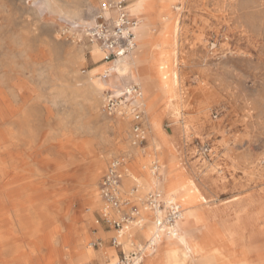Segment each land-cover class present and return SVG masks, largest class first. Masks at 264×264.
<instances>
[{
    "label": "rangeland",
    "instance_id": "374dc122",
    "mask_svg": "<svg viewBox=\"0 0 264 264\" xmlns=\"http://www.w3.org/2000/svg\"><path fill=\"white\" fill-rule=\"evenodd\" d=\"M51 1L61 9L49 8L46 0H0V72L13 70L3 80L5 85L20 78L35 90L30 114L33 143L26 174L40 181L53 182L58 177L54 182H61V187L45 191H62L63 202L55 204L59 207V215L54 219L59 228L56 240L65 232L70 238L61 247L52 244L57 248L56 254L24 251L12 258L1 253L0 264H23L28 258L30 264H109L114 259L118 261L122 250L129 254L137 244L146 246L147 240L136 235L135 248L126 249L122 239V247L115 248L111 244L115 231L102 221L107 211L99 186L114 161L122 163L120 193L125 190L121 198L127 204L139 193L131 167L140 170L144 165L148 173L162 174V182L164 172L159 159L164 157L166 166L172 164L184 180L195 182L208 200L206 211L216 216L219 224L234 223L241 213L253 217L261 210L264 212V0H184L180 12L172 9L178 20L171 61L177 75L174 93L178 98L174 106L179 111L165 114V100L158 94L151 99L156 102L155 108L150 111L147 107L143 81L136 75L141 69L132 68L107 78L104 74L99 76L109 85L96 90L93 105L82 95L84 87L78 89L82 96L76 101L61 95L69 91L55 84L56 78L69 82V45L62 48L66 53L59 59L60 67L54 69L47 62L32 61L23 53V47L30 44L36 51L40 41L51 43L57 38L66 42L65 24L75 19L68 16L72 9H81L83 19L104 0ZM161 27H153L152 35H157ZM82 45L77 43L76 48L83 51L79 73L84 78L101 63H94L90 59L91 48ZM49 48L59 50L53 45ZM130 82L139 85L144 96L142 126L146 141L139 146L132 143L130 118L109 117L103 111L105 92H119ZM154 116L168 138L161 146L152 143L153 136L160 142L152 125ZM75 125L79 143H88L94 151L93 162L85 164L79 153L76 166L56 169V159L69 153L66 149L62 155L58 153L57 136L73 131ZM45 158L49 162L42 169L37 163ZM39 168L42 176L37 178L35 172ZM138 179L140 182L141 176ZM6 189L3 185L1 194ZM148 193L152 192L142 193L141 197ZM160 194L165 197L164 192ZM2 202L9 203L5 198ZM132 206L140 210L137 204L122 209L128 212L126 208ZM111 215L114 219L120 216L117 212ZM77 246V253L91 248L101 252L102 257L70 263ZM109 249L114 250V255L108 254Z\"/></svg>",
    "mask_w": 264,
    "mask_h": 264
},
{
    "label": "bare ground",
    "instance_id": "6f19581e",
    "mask_svg": "<svg viewBox=\"0 0 264 264\" xmlns=\"http://www.w3.org/2000/svg\"><path fill=\"white\" fill-rule=\"evenodd\" d=\"M46 1L49 8L53 10L61 9L55 2ZM183 5L184 0H135L131 4V14L140 19V25L136 31L137 46L138 42L140 46L136 48L138 51L134 58H131V64L127 62L130 57L113 64L101 63L93 70L87 72V75L82 78L79 73V67L83 61V51L76 48L77 43L75 41L68 39L63 42L57 38L51 43L40 41L36 51H33L31 49L32 46L27 43L28 45L23 47V53H26L28 58L38 62V64L39 62H47L50 68L54 69L60 67L59 59L66 53L62 48L69 45L67 51L69 55L67 72L69 82L56 78L55 84L56 87L69 91L68 94H61L68 96L69 101H76L81 98L80 96L84 95L85 100L90 105H93L94 96L97 94L96 90L102 89L108 84L99 79V76L104 74L103 76L105 77L107 73H109L108 77L121 73L125 74L133 68L136 71L141 69V72L138 74L137 71L136 75L143 81L149 110L151 111L155 108L156 102L151 101V99L155 94H158L165 100L164 114L167 112L178 113L179 110L174 106V101L178 98L174 93L177 75L173 70L174 64L171 61V56L174 54L172 48L176 40L178 20L175 18L172 9L180 12ZM72 10L68 16H73L74 20L82 19L80 17L81 9L75 8ZM159 25H162L161 29L157 35L153 36L152 28ZM50 45L59 50L51 51ZM82 46L86 45L83 44ZM90 56L94 63H100L102 59V54L96 47L90 49ZM55 61L57 62L55 63ZM12 72V69L0 72V189L3 185L7 186L3 194H1L0 190V199L5 198L8 202L10 196L14 195L16 190L22 192L21 195L25 197L34 195L33 192H30L33 190L32 188H11V184L14 183L16 186L18 183L21 186L27 182L40 181L39 179H31L26 174L25 168L27 160L30 158L28 152L32 148L33 143L30 114L32 103L36 100L34 97L35 90L33 87H27L26 82L20 78H16L14 82L5 85L3 80L7 77L9 78ZM80 87L85 88V94L81 95L79 93L78 89ZM38 99L40 98L37 97ZM142 99L144 100V96ZM152 118L153 129L157 132V137L160 139L159 142L153 136L152 143L161 146L162 142L168 138L161 131L157 116ZM76 129H78V126L75 125L73 131L61 133L57 136L56 149L58 153L61 154L65 149L69 153H67L66 157L62 156L56 159V169L62 166L66 168L76 166L79 161L77 158L79 153L83 155L85 164L93 162L94 151L88 143H79L75 135ZM48 162V159L45 158L37 164L44 169V164L48 165ZM159 162L163 166L164 172L162 182L160 180L162 174L157 175L156 172L148 173L144 165L141 166V171L136 166L131 167L132 176L139 186V193L137 196L134 195L132 203L128 205H140V210L138 221L131 223L123 232L121 239L124 241L125 248H135L134 240L136 235L144 237L148 244L158 233L156 223L157 218L161 217V215L145 207L146 197H141L142 193L157 192L160 194V192H164V199L176 204L181 209V217L170 234H158V239H155V248H147L140 264H264L263 210L253 217L248 216L246 213L238 214L234 223L221 225L218 223L216 216L209 215V212L206 211L204 206L208 204V200L201 194L195 182L184 180L183 175L178 173L172 164L166 166L164 157L160 158ZM41 168L35 172L37 178L42 176ZM138 176L142 178L140 182ZM57 180L58 177L56 176L54 181ZM122 192L120 193L121 195L126 194L125 190ZM31 207V229L35 236L43 225L40 214L43 207L42 205H33ZM129 209L126 208L128 212ZM105 210L107 211L106 208ZM111 212L114 213L115 211ZM18 223L20 224L19 229L17 227L12 229L14 232L19 233L25 230L26 227L21 226L22 222ZM52 230L57 232L58 228L55 227ZM199 235H203V237L196 240ZM34 238L32 244L12 243L9 231L7 232L6 229L0 228V253L12 258L17 257L24 251L42 254L43 250L41 248L44 242L37 237ZM51 240L53 242L56 241V237L52 236ZM137 245L136 249L146 247ZM90 246L94 247L93 244ZM108 254L114 255V250L109 249ZM77 255L81 263L93 260L96 257H102L101 252H95L91 248L81 249ZM23 264H30V259H24ZM109 264H116L115 259Z\"/></svg>",
    "mask_w": 264,
    "mask_h": 264
},
{
    "label": "built area",
    "instance_id": "2783aa9c",
    "mask_svg": "<svg viewBox=\"0 0 264 264\" xmlns=\"http://www.w3.org/2000/svg\"><path fill=\"white\" fill-rule=\"evenodd\" d=\"M135 0H104L80 20L69 21L65 24L64 32L68 39L79 44L96 47L102 54L100 63L113 64L130 57L137 48L136 31L140 21L131 14L130 6ZM108 74L105 76L108 77ZM143 94L139 85L130 82L122 86L119 92H105L103 97V111L109 117L130 118L132 123V143L142 145L146 141V133L142 123L144 118ZM120 161H114L100 182V197L107 212L103 219L114 231L111 244L115 248L122 247L123 232L134 221H138L139 211L132 206L129 212L122 208L128 201H123L120 194L121 175ZM157 167H155V171ZM145 207L154 213H160L157 218V232L155 237L145 244L142 249H135L126 254L122 250L116 264H140L147 248H155L158 234H170L174 225L181 217V209L157 192L148 194ZM111 211L119 214L114 219ZM99 223V221H97ZM156 239V240H155ZM95 247V245H94Z\"/></svg>",
    "mask_w": 264,
    "mask_h": 264
},
{
    "label": "crops",
    "instance_id": "0c3cea01",
    "mask_svg": "<svg viewBox=\"0 0 264 264\" xmlns=\"http://www.w3.org/2000/svg\"><path fill=\"white\" fill-rule=\"evenodd\" d=\"M10 187L32 188L33 190L30 192H33L34 195L30 197H25L21 195L22 192H18L16 190L15 194L10 196L9 203L6 202V204H3L2 200L0 199V228L6 229L7 232L9 231V236L12 239V243L32 244L33 240L35 239L34 237H37L44 242L41 248L43 251H47L48 253L54 252L56 254L57 248L53 247L52 244L57 243L58 244L57 246L61 247L60 245H62L67 240H69L70 235H67V233L65 232L64 235L61 236L59 241L56 240L53 242L51 240L52 236L53 237L55 236L57 238V236L59 235V228L57 232H55V230L52 229L57 227L54 224V219L56 216L59 215L58 206H56L55 204L62 203L63 196H62V191L60 190L45 191V188L47 189L56 188V187L60 188L61 182L36 181L34 183L27 182L25 185H21V186H19L18 183L15 186L13 183L10 185ZM33 205L35 206L42 205L43 207L42 211L40 212L43 225L39 233L35 236L33 235V230L31 229V219H30L31 217L30 209L32 208L31 206ZM20 219L21 221H19ZM18 222H22L21 226L26 227L25 230H22V232L19 233L14 232L12 229L13 227H17V229H19L20 224ZM77 249L78 246L75 247L74 249L72 256L73 259L72 261H70V263L79 262L80 259L79 256L77 255Z\"/></svg>",
    "mask_w": 264,
    "mask_h": 264
}]
</instances>
